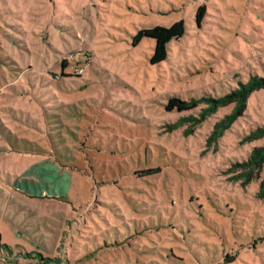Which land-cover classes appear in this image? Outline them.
I'll list each match as a JSON object with an SVG mask.
<instances>
[{"label": "rangeland", "instance_id": "rangeland-1", "mask_svg": "<svg viewBox=\"0 0 264 264\" xmlns=\"http://www.w3.org/2000/svg\"><path fill=\"white\" fill-rule=\"evenodd\" d=\"M179 19L152 62L156 39L138 33ZM254 74L264 0H0V264H264L261 179H233L264 144L246 140L264 89L209 146L234 102L196 124L178 119L207 102L165 109Z\"/></svg>", "mask_w": 264, "mask_h": 264}, {"label": "trees", "instance_id": "trees-1", "mask_svg": "<svg viewBox=\"0 0 264 264\" xmlns=\"http://www.w3.org/2000/svg\"><path fill=\"white\" fill-rule=\"evenodd\" d=\"M207 12L206 6L203 4L198 7L196 12V19L198 24H201ZM186 33V24L184 19L175 21L171 26L156 25L152 28L141 29L138 33L135 42H139L143 37H151L156 39V51L152 57V62H160L168 57V45L173 40H179ZM63 68L66 66V60L62 62ZM240 88L235 89L232 93L225 97H191L184 99L179 96H170L168 102L165 104L166 111L185 112L198 108L203 102H207V106H203L198 113V116L193 114L180 117L178 123L181 121H194L193 123H200L209 115L216 111L219 106L234 102L233 109L223 118L218 120L207 138V145L217 143L218 139L223 136L241 113L246 110L248 100L251 94L255 91L264 89V76L254 74L245 82L240 83ZM190 128L185 129L184 133H192ZM264 137V125L259 126L256 130L251 132L246 140L260 139ZM242 165V171L233 176L234 180H241V185L246 187L252 179L260 178L259 189L257 196L264 200V144L254 146L250 152L247 160L237 163ZM236 164V165H237ZM162 168L160 166L144 168L137 173L144 175H154L160 173ZM141 175V176H144Z\"/></svg>", "mask_w": 264, "mask_h": 264}, {"label": "crops", "instance_id": "crops-1", "mask_svg": "<svg viewBox=\"0 0 264 264\" xmlns=\"http://www.w3.org/2000/svg\"><path fill=\"white\" fill-rule=\"evenodd\" d=\"M35 167H36V165L33 166V167H31L30 169H31V170H34ZM67 173H68V172H67ZM25 176H27V175H25ZM28 177H29V181H32V182L37 183V180H35V179L32 177V173H31L30 176H28ZM27 180H28V179H27ZM63 189H64V190H67L66 186H65V187L63 186ZM30 192H31V191H30ZM37 192H38V193L40 192V194H39L40 196L43 195V191H42V190L40 191L39 189H37L36 192H34V194H36ZM36 196H38V195H33V196H31V197L35 198ZM42 197H44V196H42Z\"/></svg>", "mask_w": 264, "mask_h": 264}]
</instances>
